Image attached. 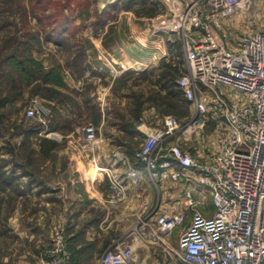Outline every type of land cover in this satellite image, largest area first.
<instances>
[{
	"label": "rangeland",
	"instance_id": "rangeland-1",
	"mask_svg": "<svg viewBox=\"0 0 264 264\" xmlns=\"http://www.w3.org/2000/svg\"><path fill=\"white\" fill-rule=\"evenodd\" d=\"M152 1L0 0V264L9 248L15 262L22 250L11 216L42 233L32 264H100L118 241L133 244L140 264H181L171 247L178 248L190 217L166 243L148 235L157 211L182 209L178 187L164 181L156 189L147 177L138 183L130 175L142 169L134 153L146 133L168 116L184 125L195 114L177 87L187 66L171 29L170 0ZM60 13L68 23H57ZM235 17L241 29L252 24ZM202 116L187 146L204 155L219 120ZM89 124L97 128L94 148L82 133ZM46 139L56 145L47 150ZM96 166L128 175L122 201L111 203L110 178ZM32 187L35 198L20 196ZM205 203L212 207L210 196Z\"/></svg>",
	"mask_w": 264,
	"mask_h": 264
},
{
	"label": "built area",
	"instance_id": "built-area-1",
	"mask_svg": "<svg viewBox=\"0 0 264 264\" xmlns=\"http://www.w3.org/2000/svg\"><path fill=\"white\" fill-rule=\"evenodd\" d=\"M169 13L187 66L177 85L195 114L184 125L166 117L134 153L142 169H131L132 179L140 183L147 177L156 189L172 182L182 205L157 211L148 235L166 243L190 217L178 248L171 247L181 264H264V0H170ZM238 13L252 27L241 29ZM27 113L33 116L34 108ZM202 114L219 120L204 155L187 146L205 123ZM82 133L94 148L97 128L89 124ZM102 172L110 178L115 205L125 197L126 185L110 169ZM208 196L212 207L205 203ZM61 243L57 233L55 244ZM100 264L140 263L133 244L118 241Z\"/></svg>",
	"mask_w": 264,
	"mask_h": 264
},
{
	"label": "crops",
	"instance_id": "crops-1",
	"mask_svg": "<svg viewBox=\"0 0 264 264\" xmlns=\"http://www.w3.org/2000/svg\"><path fill=\"white\" fill-rule=\"evenodd\" d=\"M119 176L124 180V183L125 185L128 184L127 182L128 181H125L127 180L128 178V175H122L119 174ZM127 187V185H126ZM60 193L64 192V189L62 188V191H61V188H59ZM33 187L31 190H28V188L25 190V194H22L20 195L22 198H32L34 196V198L36 197V193H34L33 191ZM55 190V188H54ZM58 190V189H57ZM59 193V194H60ZM85 212H83V210L81 209L80 211H78L76 214H74L70 220V222H72V224H74L75 222H77V220L81 219V217L84 215ZM27 220V219H26ZM39 220V219H38ZM22 222H23V219H22ZM8 223V226L11 228V231L12 232H16V234L18 236H20L21 238V243H22V250L20 252V257L17 259V261L15 262L14 261V248H9L7 253L9 254H6V258H5V264H32L31 262V248L35 247L36 249H39L43 243V240H42V233H39L37 232L36 229L34 230H30L29 226L27 225H22V227L20 226L21 222H20V218L19 217H16V220H15V217L14 216H11L9 217V220L7 221ZM88 235L90 233V231L88 230L86 232ZM18 250V249H17ZM11 257V258H10Z\"/></svg>",
	"mask_w": 264,
	"mask_h": 264
},
{
	"label": "trees",
	"instance_id": "trees-1",
	"mask_svg": "<svg viewBox=\"0 0 264 264\" xmlns=\"http://www.w3.org/2000/svg\"><path fill=\"white\" fill-rule=\"evenodd\" d=\"M153 3V1L152 0H140V4H142V5H146V4H152ZM61 14V16L59 17L60 19H58V21H57V23L58 22H60V20H63V22L61 21V25L62 24H64V23H68L69 22V19H68V15H66V14H64V13H60ZM166 76V75H165ZM177 87H178V85H177ZM179 91H180V93L181 94H183L182 93V91L179 89ZM184 96V95H183ZM185 98V97H184ZM185 100H186V98H185ZM56 145V143L55 142H51L50 140H48V139H46V140H43V146L48 150L49 148H51V147H53V146H55ZM45 149V150H46ZM44 150V152H47V151H45ZM44 154H46V153H44Z\"/></svg>",
	"mask_w": 264,
	"mask_h": 264
},
{
	"label": "bare ground",
	"instance_id": "bare-ground-1",
	"mask_svg": "<svg viewBox=\"0 0 264 264\" xmlns=\"http://www.w3.org/2000/svg\"><path fill=\"white\" fill-rule=\"evenodd\" d=\"M124 67H125V69H127L128 67H130V65H129V66H126V65H125ZM144 67H145V65L142 66V67L139 65V68H136V69H137V70H138V69H143ZM100 169H101L102 171H106L108 168H106V167H101ZM97 176H98V172L95 173V175H94L93 178H96Z\"/></svg>",
	"mask_w": 264,
	"mask_h": 264
}]
</instances>
